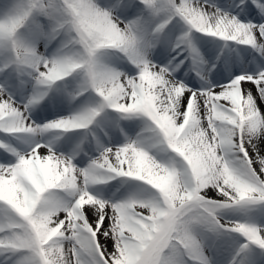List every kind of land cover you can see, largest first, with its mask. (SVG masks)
Wrapping results in <instances>:
<instances>
[{
    "label": "snow or ice",
    "instance_id": "6c2138e0",
    "mask_svg": "<svg viewBox=\"0 0 264 264\" xmlns=\"http://www.w3.org/2000/svg\"><path fill=\"white\" fill-rule=\"evenodd\" d=\"M0 264H264V0H0Z\"/></svg>",
    "mask_w": 264,
    "mask_h": 264
}]
</instances>
